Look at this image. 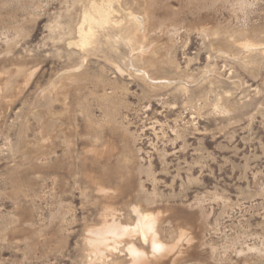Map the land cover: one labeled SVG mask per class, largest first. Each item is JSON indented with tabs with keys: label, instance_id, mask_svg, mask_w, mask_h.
<instances>
[{
	"label": "rangeland",
	"instance_id": "374dc122",
	"mask_svg": "<svg viewBox=\"0 0 264 264\" xmlns=\"http://www.w3.org/2000/svg\"><path fill=\"white\" fill-rule=\"evenodd\" d=\"M114 7L149 24L144 61L116 29L69 45L74 0H0V264L126 262L84 238L135 204L169 245L193 236L156 264H264V0Z\"/></svg>",
	"mask_w": 264,
	"mask_h": 264
},
{
	"label": "bare ground",
	"instance_id": "6f19581e",
	"mask_svg": "<svg viewBox=\"0 0 264 264\" xmlns=\"http://www.w3.org/2000/svg\"><path fill=\"white\" fill-rule=\"evenodd\" d=\"M74 2L79 5L78 24L75 26L74 31L76 38L74 37L75 39H73L70 44L68 43L69 45L79 47L83 53L88 54L91 48H95L98 45L101 31L116 29L119 31L117 34L118 38L125 40L126 44L129 45L132 60L135 62L144 61L146 59L145 53L147 50H145V47L147 48L149 45L143 44L141 38L143 39L145 37L147 33L146 29H148L147 26H149V24L143 16L134 11L127 13L125 12L126 10L124 11L121 7L120 10L115 9L114 6L120 4L121 0H74ZM117 12L119 13L118 18H116L117 16L115 17V13ZM110 35L111 34L106 32L105 36L107 41L110 40ZM258 45L256 42L249 39H245L241 42V46L249 52L258 49ZM258 47L261 49L260 46ZM135 51L136 53L134 54ZM255 59L254 61H256ZM84 61L85 57H82L80 65H83ZM145 69L146 68L140 69L139 67L134 68L135 71L141 72L143 78L151 81L158 80V77L149 79L147 75L148 71L146 72ZM101 190L104 191L102 188ZM131 211L134 213L132 221L123 222L117 215V210L115 208L108 205L103 207L100 214L101 221L99 226L89 227L86 230L88 233L84 238L85 249L88 252V256L91 257L89 258L90 262L91 260L97 261L96 259H102L107 255V251L110 254L112 251H115L114 249L118 250L117 245L123 243L129 259L123 263L120 261L118 264H156L150 256L155 258L163 256L178 246V242L183 240L190 242L193 240L191 232L182 230L178 234L177 242L173 245H169L159 234L157 223L160 219L158 214L153 212L152 208L143 209L140 205L135 204L132 206ZM140 242L143 244L141 245ZM102 262L105 264L106 261L102 260L101 263Z\"/></svg>",
	"mask_w": 264,
	"mask_h": 264
}]
</instances>
